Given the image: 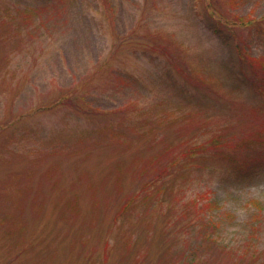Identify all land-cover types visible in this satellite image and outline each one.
Listing matches in <instances>:
<instances>
[{
  "label": "rangeland",
  "instance_id": "rangeland-1",
  "mask_svg": "<svg viewBox=\"0 0 264 264\" xmlns=\"http://www.w3.org/2000/svg\"><path fill=\"white\" fill-rule=\"evenodd\" d=\"M0 264H264V0H0Z\"/></svg>",
  "mask_w": 264,
  "mask_h": 264
}]
</instances>
